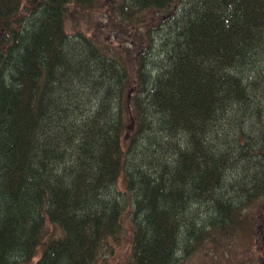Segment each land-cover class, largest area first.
Listing matches in <instances>:
<instances>
[{
  "label": "trees",
  "instance_id": "trees-1",
  "mask_svg": "<svg viewBox=\"0 0 264 264\" xmlns=\"http://www.w3.org/2000/svg\"><path fill=\"white\" fill-rule=\"evenodd\" d=\"M98 3L0 0V264H94L126 224L124 264H176L264 194V0H110L113 46L65 30Z\"/></svg>",
  "mask_w": 264,
  "mask_h": 264
},
{
  "label": "rangeland",
  "instance_id": "rangeland-1",
  "mask_svg": "<svg viewBox=\"0 0 264 264\" xmlns=\"http://www.w3.org/2000/svg\"><path fill=\"white\" fill-rule=\"evenodd\" d=\"M109 4L110 0H99L100 7L88 16L68 14L65 19V30L71 32L79 29L103 45L113 46L118 41L105 25L107 13H115L114 10L109 11L106 6ZM105 8L108 11H104ZM144 17L152 19L153 22L155 20L149 12H146ZM245 212L247 218L245 224L237 229L229 242H224L218 247L206 245L188 257L179 259L176 264H264V194L256 198ZM259 224L262 225L258 227ZM51 228V224L46 223V229L51 231ZM129 232V226L126 224L118 243L113 242L112 251L104 249L94 264H124L129 253Z\"/></svg>",
  "mask_w": 264,
  "mask_h": 264
},
{
  "label": "flooded vegetation",
  "instance_id": "flooded-vegetation-1",
  "mask_svg": "<svg viewBox=\"0 0 264 264\" xmlns=\"http://www.w3.org/2000/svg\"><path fill=\"white\" fill-rule=\"evenodd\" d=\"M262 224H259V226L258 227H260Z\"/></svg>",
  "mask_w": 264,
  "mask_h": 264
}]
</instances>
